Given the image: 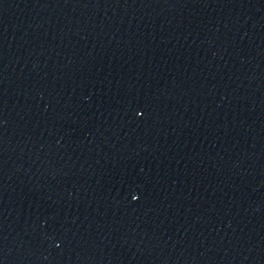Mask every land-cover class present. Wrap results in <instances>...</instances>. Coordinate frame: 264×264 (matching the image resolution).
Returning <instances> with one entry per match:
<instances>
[{"label":"water","instance_id":"water-1","mask_svg":"<svg viewBox=\"0 0 264 264\" xmlns=\"http://www.w3.org/2000/svg\"><path fill=\"white\" fill-rule=\"evenodd\" d=\"M0 264H264V0H0Z\"/></svg>","mask_w":264,"mask_h":264},{"label":"snow or ice","instance_id":"snow-or-ice-1","mask_svg":"<svg viewBox=\"0 0 264 264\" xmlns=\"http://www.w3.org/2000/svg\"><path fill=\"white\" fill-rule=\"evenodd\" d=\"M137 115H141V113L140 112H137ZM137 199H138V197L136 195H133L132 196V200H137Z\"/></svg>","mask_w":264,"mask_h":264}]
</instances>
